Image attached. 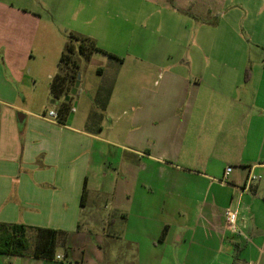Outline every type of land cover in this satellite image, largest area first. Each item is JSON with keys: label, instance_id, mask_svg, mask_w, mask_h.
Masks as SVG:
<instances>
[{"label": "crops", "instance_id": "0c3cea01", "mask_svg": "<svg viewBox=\"0 0 264 264\" xmlns=\"http://www.w3.org/2000/svg\"><path fill=\"white\" fill-rule=\"evenodd\" d=\"M226 2L0 0V223L65 234L9 264H264V26ZM69 33L116 58L91 56L108 79L61 124Z\"/></svg>", "mask_w": 264, "mask_h": 264}, {"label": "trees", "instance_id": "16d2710c", "mask_svg": "<svg viewBox=\"0 0 264 264\" xmlns=\"http://www.w3.org/2000/svg\"><path fill=\"white\" fill-rule=\"evenodd\" d=\"M96 52L116 58L113 54L99 48L93 39L74 33L69 34L68 41L57 63V73L53 76L49 87L51 100L57 104L56 113L59 123L65 124L73 111V100L79 94L81 61L84 60L88 63ZM164 234L165 231L161 239ZM61 235L65 238L64 233L55 229L0 223V255L54 260Z\"/></svg>", "mask_w": 264, "mask_h": 264}, {"label": "rangeland", "instance_id": "374dc122", "mask_svg": "<svg viewBox=\"0 0 264 264\" xmlns=\"http://www.w3.org/2000/svg\"><path fill=\"white\" fill-rule=\"evenodd\" d=\"M223 10H224L223 13L227 12L229 14H234L236 17H240V22H239L240 25L239 26L243 29H245V27L248 28L247 24L249 22L252 23L253 20H256V22L252 23L250 27L253 26L259 30L264 26V0H227L226 5L223 7ZM259 13L261 15H259V18H257V15ZM45 16H47L46 12H44V17ZM69 34H71V33H69ZM69 34L65 37L66 42L68 41ZM75 34H77V33H75ZM78 35H80V34H78ZM84 37H86V36H84ZM87 38H90V37H87ZM90 39H92V38H90ZM77 46H78V44H77ZM53 71L55 72V74L57 73V63L55 65V67L53 68ZM99 74L100 73L96 69L91 70V68H89L88 63L86 61H84V60L81 61L80 68H79V79H80V81L83 80V83L86 84L87 88L92 89L97 84H102V83L106 82V79H108V78H99V76H98ZM39 77L43 78L44 80L47 81L46 69L41 71V74ZM26 86L29 87V85H26ZM45 100H46V98L45 99L42 98L40 100L39 99H37V100L33 99V101H30V100H23L22 101L21 100L20 102H21V106L32 107L35 105L40 106L41 104H43L45 102ZM45 106L50 107L51 106L50 102L46 101ZM100 114H101V111L98 114H96L94 116V118L99 120ZM11 258L12 257H10V256L0 255V264H3V263L7 264L9 262V259H11ZM61 262H63L64 264H70L66 259H64V257L61 259ZM73 264H80V263L73 262Z\"/></svg>", "mask_w": 264, "mask_h": 264}, {"label": "built area", "instance_id": "2783aa9c", "mask_svg": "<svg viewBox=\"0 0 264 264\" xmlns=\"http://www.w3.org/2000/svg\"><path fill=\"white\" fill-rule=\"evenodd\" d=\"M47 117L52 119L55 122H58V115H57L55 110L48 111ZM231 172H232V168L227 167L225 170V175L228 176ZM259 179H261L260 176H257L253 173H250L247 183H251V182H253L255 180H259ZM236 219H237L236 213H232V212L227 213V222L228 223L233 224V223H235ZM57 258L59 259L60 257L58 256Z\"/></svg>", "mask_w": 264, "mask_h": 264}, {"label": "water", "instance_id": "95a60500", "mask_svg": "<svg viewBox=\"0 0 264 264\" xmlns=\"http://www.w3.org/2000/svg\"><path fill=\"white\" fill-rule=\"evenodd\" d=\"M18 121L19 123L21 124L23 122V119H24V115L23 114H18Z\"/></svg>", "mask_w": 264, "mask_h": 264}]
</instances>
